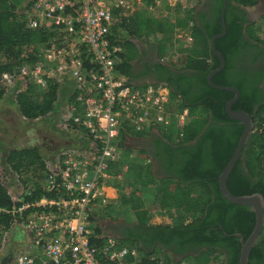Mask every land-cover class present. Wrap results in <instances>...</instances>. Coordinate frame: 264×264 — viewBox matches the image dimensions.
<instances>
[{
  "label": "trees",
  "instance_id": "1",
  "mask_svg": "<svg viewBox=\"0 0 264 264\" xmlns=\"http://www.w3.org/2000/svg\"><path fill=\"white\" fill-rule=\"evenodd\" d=\"M259 1L228 0L224 15L226 34L215 42L225 67L212 78V83L235 88L239 98L231 110H242L253 121V129L226 180V188L233 196L259 194L264 200V102L256 98L258 89L254 85L246 89L241 73L233 72V59L246 38L264 47V14L257 22L247 24L244 11ZM30 4V0H0V75L14 73L23 64L34 62L38 46L48 40V34L26 26L21 12ZM222 4L223 0H212L210 16L197 13V8H188L185 17H177L174 22L162 23L136 15L123 17L116 24L117 29L127 34L117 71L129 79L133 77L131 62L137 57L132 51H136L135 41H147L153 36L151 45L161 60L175 46L173 30L184 29L187 21L192 22L190 46L182 44V54L175 64L171 61L172 68L161 66L156 71L163 76L159 82L167 84L180 99L179 111L188 110L182 136L172 120L169 127L155 135V140L151 139L153 135L148 137L154 145V154L143 150L132 158L129 157L132 150L122 141L121 161L113 167L116 172L126 167L123 175L126 192L116 204L107 207V216L112 220L125 223L126 213L133 216L123 238L118 239L123 245L144 251L163 250L168 256L167 264H178L177 258L186 264H238L241 243L236 235L240 234L245 241L255 225L253 211L229 203L218 184L244 128L226 113V103L234 97L233 93L216 90L207 83L208 74L219 66L209 42L222 31ZM4 96L0 87V100ZM56 100V87L48 84L42 90L30 84L26 93L17 95L15 105L19 116L32 122L47 118ZM6 154V163L15 172L32 167L44 169L38 147L12 148ZM145 158L150 160V166L142 164ZM154 161L158 162L162 175L155 172ZM43 194L38 190L34 196L40 198ZM14 205L0 184V208L11 210ZM161 213L169 214L171 222L152 224L154 215ZM13 219L12 215L0 214V225L10 227ZM94 230L101 233L99 227ZM248 264H264L263 232L250 250Z\"/></svg>",
  "mask_w": 264,
  "mask_h": 264
},
{
  "label": "built area",
  "instance_id": "2",
  "mask_svg": "<svg viewBox=\"0 0 264 264\" xmlns=\"http://www.w3.org/2000/svg\"><path fill=\"white\" fill-rule=\"evenodd\" d=\"M30 2L21 12L24 22L28 29L48 34V40L38 46L34 62L1 74L0 87L14 105L30 84L42 90L48 84L56 87L57 100L47 118L54 116L73 144L52 158L43 156V170L20 173L0 152V184L15 204L11 210L0 208V214L14 218L10 227L0 225V264H167L163 250L123 245L100 227V220L109 218L107 207L126 192V167L118 172L113 167L121 161L126 131L144 140L175 120L182 136L188 119V110L179 111L181 101L167 84L135 87L117 71L127 34L116 24L137 13L162 23L174 15L175 21L180 11L196 9V0ZM190 27L187 21V27L175 30L184 47L192 43ZM142 164L150 166V160ZM38 190L44 192L40 198L34 196ZM15 231L25 241L18 250L10 249ZM181 261L177 263L186 264Z\"/></svg>",
  "mask_w": 264,
  "mask_h": 264
},
{
  "label": "crops",
  "instance_id": "3",
  "mask_svg": "<svg viewBox=\"0 0 264 264\" xmlns=\"http://www.w3.org/2000/svg\"><path fill=\"white\" fill-rule=\"evenodd\" d=\"M197 1L200 2V0H197ZM164 6H165V3L162 8H164ZM196 8L198 10L199 7L197 6ZM246 9L250 14H252L249 17L250 20H257L260 18L261 13L260 12L257 13L256 7L246 8ZM136 15H139V16L141 15V17L145 18V16L140 13L130 15L129 17L136 16ZM174 18H175L174 15L170 16L171 21H174ZM176 29L177 28H175L172 33L173 39L175 41V46L172 52L170 54H166L161 60L157 58V50L155 46L151 45L152 44L151 42L153 41V36L149 37L147 41L140 40V41L134 42L136 45L137 57L131 62L133 66V77L128 79L129 83L132 86L143 87L149 84L160 83L158 81L148 79V75H149L148 73L152 72L154 65L158 62L162 66L172 68L170 66L171 61H173L174 64L176 63V61H178L180 55L182 54L181 49H183V45L178 43L179 40L176 38V33H175ZM134 77L135 79H137L136 82L132 80ZM0 109H1L0 119L2 116L4 118L3 121L6 122V119L11 116H17L20 120H22V118L19 116L17 112V109L13 101L9 97H4L2 100H0ZM46 119H47V122H50V124L56 125L54 116L46 118ZM37 128L38 129L35 131V129L30 126L29 129L33 130V133H31L32 131H30L29 129L26 131L20 132L19 133L20 135H24V138H22L24 139L22 140L24 142H19L20 146L14 145L13 147H10V148H8V145H6L5 141L8 143H12V139H17L18 136L15 137V135L16 134L18 135L17 133L18 130L13 129L12 134L9 135V137H3L4 135L2 134V131L0 130V145H1L0 152L2 151L7 152L8 150L12 148L21 149V148H28V147H38L40 151H42L43 156L47 158H52L53 155L56 153V151L62 148H65V147H69L71 146V144H73L70 137L54 129L53 127L49 126L45 122L42 123L41 121V123L38 124ZM35 132L36 133L38 132L40 135H42L41 136L42 144L37 143V141L36 142L33 141L34 137L31 134H34ZM46 139L48 141H46ZM140 140H142V138L137 137L135 135L134 136L130 135L125 140V145L129 149L132 150L131 157L135 156V154L138 151H143V147H141L140 145ZM144 140H147V139H144ZM19 141H21V138H19ZM151 223L159 224V223H156L154 219L151 221ZM121 224L130 225V223H127L126 221L125 223H123V221L120 222V221L112 220L110 218L105 219V220L104 219L100 220V227L106 234H109V235L111 234L110 232L113 226L121 225ZM19 232L20 231L13 232V236H12L11 243H10V249L18 250V249H21L25 245L24 237H22V234H20ZM118 239L121 240V238H118Z\"/></svg>",
  "mask_w": 264,
  "mask_h": 264
},
{
  "label": "water",
  "instance_id": "4",
  "mask_svg": "<svg viewBox=\"0 0 264 264\" xmlns=\"http://www.w3.org/2000/svg\"><path fill=\"white\" fill-rule=\"evenodd\" d=\"M228 0H223L222 4V10H221V25H222V31L221 33L215 35L214 37L211 38L209 42V46L211 49V52L213 55L218 59L219 61V66L218 68L214 69L211 71L208 76H207V83L209 86L216 90H222V91H227L230 93H233L234 97L226 103V113L229 118L238 121L240 124L244 126L243 132L241 134V137L239 139V142L235 148V151L224 168V170L221 172V174L218 177V184H219V189L222 194V196L231 204L238 205V206H243V207H249L250 210L253 211L255 214V225L254 228L249 235V237L244 241L242 236L240 234H237L236 236L239 238L240 243H241V250H240V255H239V262L238 264H248V257L250 250L252 247L255 245L261 229L263 225V212H264V200L261 195L259 194H253L249 196H233L230 194V192L226 188V180L233 169L236 161L240 157L247 141L249 138V135L253 129V121L252 118L243 111H232L231 106L237 99L239 98V92L233 88V87H224V86H217L212 83V78L222 71L225 67V60L222 57V55L216 50L215 47V42L221 38H223L226 34V26H225V21H224V15L226 11Z\"/></svg>",
  "mask_w": 264,
  "mask_h": 264
},
{
  "label": "flooded vegetation",
  "instance_id": "5",
  "mask_svg": "<svg viewBox=\"0 0 264 264\" xmlns=\"http://www.w3.org/2000/svg\"><path fill=\"white\" fill-rule=\"evenodd\" d=\"M201 5H197L199 8L197 10V13H207L210 16V6L212 0H200ZM257 9V13L260 12L261 16L264 14V0L259 1V3L254 6ZM252 8V7H251ZM255 9V10H256ZM246 13V18L248 20V23H255L257 20H250L249 17L252 15L250 14L247 9H244ZM260 16V17H261ZM247 42L245 44L243 43L242 49L240 50L239 54L236 55L233 59V72L238 74L241 73V76L244 78H240L244 84V87L248 89L249 86H255L258 89L256 98L260 100V102H264V47L257 45L255 42L250 40L249 38H246ZM157 66L153 67L152 72L148 73V79L154 80V81H160L161 77H163L161 74L156 73L158 72V68H160L162 65L160 63H156ZM155 64V65H156ZM154 65V66H155ZM134 82L137 81L135 77L132 79ZM238 100V99H237ZM229 102V101H228ZM235 101L233 105L236 103ZM232 105V106H233ZM231 106V108H232ZM237 111H242V110H237ZM244 112V111H243ZM155 135L153 134V137L151 138L152 141L155 140ZM149 139L147 140H140V145L143 147V150L145 152L150 153L151 155L155 153V148L154 145ZM57 149V148H56ZM6 152L2 151L1 154L5 155ZM154 164V169L157 174L162 175V171L160 169V166L157 161L153 162ZM263 225H264V218H263ZM262 229L261 232L264 234V229ZM129 226L128 224H121V225H116L111 228V234L115 238H123L125 234V227ZM259 238V237H258ZM258 240V239H257ZM179 259V258H177Z\"/></svg>",
  "mask_w": 264,
  "mask_h": 264
},
{
  "label": "rangeland",
  "instance_id": "6",
  "mask_svg": "<svg viewBox=\"0 0 264 264\" xmlns=\"http://www.w3.org/2000/svg\"><path fill=\"white\" fill-rule=\"evenodd\" d=\"M192 1H194V0H192ZM261 1V0H260ZM191 2V1H190ZM196 5H198V1L196 0ZM178 11H180V7H177L176 9H175V11L174 12H178ZM186 12H182L181 13V11L178 13V15L180 16V17H182V15H184ZM133 52H136L134 49L132 50ZM0 111H1V109H0ZM9 118V119H8ZM7 119H6V122L5 121H3L4 120V118L1 116V119H0V130L2 131V134L4 135L3 137H9V135H11L12 134V130L14 129V130H18L17 131V133H18V135L16 134L15 135V137L16 136H18V138L17 139H12V143H8V142H6L5 141V143H6V145H8V148H10V147H13L14 145H17V146H20V143L19 142H24V141H22V140H24V139H22V138H24V135H20L19 133L20 132H23V131H26V130H28L29 128H30V126L31 127H33L34 129H35V131L38 129L37 128V126H38V124L39 123H41V121L40 122H37V123H34V124H31V123H26V122H24V121H22V120H20L17 116H11V117H8ZM47 123L49 126H51V127H53L54 129H56V130H58V131H60L59 129H58V125H55V124H50V122H47V119L46 118H44V119H42V123ZM30 130V129H29ZM30 131H32L31 133H33V130H30ZM61 132V131H60ZM63 133V132H62ZM31 135H33V137H34V142H36L37 141V143H39V144H42V141H41V136L42 135H40L38 132L36 133H34V134H31ZM40 135V136H39ZM14 136V135H13ZM19 138H21V141H19ZM43 138V137H42ZM16 140V141H15ZM7 141H9V140H7ZM46 141H48L47 139H46ZM1 146V145H0ZM3 162H1V164H2ZM120 185H122L123 186V191L124 190H126V186H125V182L124 183H119ZM122 188V187H121ZM148 204V203H147ZM123 210H121V212H122ZM124 217H125V221L127 222V223H132L133 222V216L131 215V214H128V213H126L125 215H124ZM155 219V222L156 223H161V222H163V223H165V224H169L171 221H170V216H169V214H167V213H161V215L160 214H158V215H156L155 217H154ZM178 260V261H177ZM176 260V263L177 262H179V259H177Z\"/></svg>",
  "mask_w": 264,
  "mask_h": 264
}]
</instances>
